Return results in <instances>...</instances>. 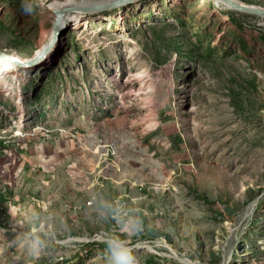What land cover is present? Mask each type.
<instances>
[{
  "label": "rangeland",
  "instance_id": "374dc122",
  "mask_svg": "<svg viewBox=\"0 0 264 264\" xmlns=\"http://www.w3.org/2000/svg\"><path fill=\"white\" fill-rule=\"evenodd\" d=\"M100 1L0 0V50L30 59L53 8ZM64 18L50 66L0 59V264H103L105 232L136 264H264V16L136 0Z\"/></svg>",
  "mask_w": 264,
  "mask_h": 264
},
{
  "label": "water",
  "instance_id": "95a60500",
  "mask_svg": "<svg viewBox=\"0 0 264 264\" xmlns=\"http://www.w3.org/2000/svg\"><path fill=\"white\" fill-rule=\"evenodd\" d=\"M133 1L136 0H109V1H100L97 3H91V4H81V3L79 4L74 3L69 5L62 4L61 7H56L52 9V12L55 15L52 33H51L52 41L46 48L42 49V51H39L38 54H36L34 57L30 59H21L19 56L8 54L3 50H0V57L20 67H24V68L35 67L38 65L40 59L45 56L46 50L49 47H51V45H53L56 41L57 42L60 41L62 30L64 31L65 28H69V26H66V24H64L63 25L64 27L62 28V18H64L66 14L75 11L97 12L105 9L122 6ZM217 1H221L226 5L230 6L231 8L237 10L264 16V6L262 7L259 5L248 4L240 0H217Z\"/></svg>",
  "mask_w": 264,
  "mask_h": 264
},
{
  "label": "clouds",
  "instance_id": "9594fccd",
  "mask_svg": "<svg viewBox=\"0 0 264 264\" xmlns=\"http://www.w3.org/2000/svg\"><path fill=\"white\" fill-rule=\"evenodd\" d=\"M127 226L129 230H132L134 224L127 222ZM100 242L104 245L103 264H136L132 249L119 235L105 232L100 236Z\"/></svg>",
  "mask_w": 264,
  "mask_h": 264
},
{
  "label": "bare ground",
  "instance_id": "6f19581e",
  "mask_svg": "<svg viewBox=\"0 0 264 264\" xmlns=\"http://www.w3.org/2000/svg\"><path fill=\"white\" fill-rule=\"evenodd\" d=\"M57 5H58L57 3H53L52 4L53 7H55ZM64 24H65V19L62 18V28L64 27L63 26ZM62 32H63V30H62ZM61 35H62V33H61ZM51 41H52V36L49 37L48 42L42 46L40 51H42V49L46 48L50 44ZM57 48H58V43L56 41L53 45H51V47H49L46 50L45 56L43 58H41L40 61L38 62V64H40V67H44L45 68V67L50 66L53 63L54 58H55V52H56ZM0 59H3V58L0 57Z\"/></svg>",
  "mask_w": 264,
  "mask_h": 264
},
{
  "label": "crops",
  "instance_id": "0c3cea01",
  "mask_svg": "<svg viewBox=\"0 0 264 264\" xmlns=\"http://www.w3.org/2000/svg\"><path fill=\"white\" fill-rule=\"evenodd\" d=\"M33 168V167H32ZM31 171V170H30ZM0 189H2V185H0ZM27 204H28V202L26 201V204H25V206H24V210H25V213H26V215H27V217H25L24 219H25V221H27L28 223L29 222H31L34 218H37L38 217V214H37V212H36V210H34L33 209V207L32 206H27ZM20 208V206H16V205H14V206H12L11 207V213L14 211V210H17V209H19ZM14 209V210H13ZM17 214V213H16ZM16 214L14 213L13 215L15 216H12L11 217V219L12 220H15V219H17V216H16ZM20 218H22V217H20ZM21 222H23L22 220H21Z\"/></svg>",
  "mask_w": 264,
  "mask_h": 264
}]
</instances>
